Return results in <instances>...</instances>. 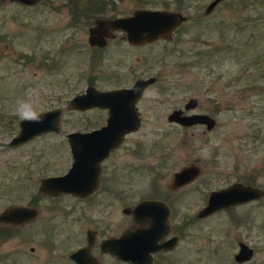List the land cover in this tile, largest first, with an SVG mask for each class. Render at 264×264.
I'll return each mask as SVG.
<instances>
[{
    "label": "rangeland",
    "instance_id": "rangeland-1",
    "mask_svg": "<svg viewBox=\"0 0 264 264\" xmlns=\"http://www.w3.org/2000/svg\"><path fill=\"white\" fill-rule=\"evenodd\" d=\"M210 1L42 0L24 5L11 0L0 9V211L35 199L39 210L29 225L0 227V264H64L55 261L57 253L81 242L85 216L77 209L62 211L74 200L39 196L32 187L38 177L70 162L68 147L60 142L66 134L101 117V112H80L68 104L92 80L107 89L123 83L132 70L157 77L144 94L145 126L127 142L143 144L145 180L151 168L166 179L191 159L207 160L188 193L177 197L178 224L183 215L195 220L211 189L240 182L264 190V0H223L205 14ZM136 8L179 10L187 20L172 40L135 47L110 41L95 57L97 48L88 42L95 18L127 16ZM192 95L199 102L195 110H209L216 119L213 130L182 128L167 120ZM20 103L37 112L61 107L60 132L9 146L21 119ZM127 198L134 202L139 192ZM89 210L104 226V203ZM62 240H67L63 248ZM239 240L254 249L249 261L234 260ZM171 256L175 264H264V196L194 221Z\"/></svg>",
    "mask_w": 264,
    "mask_h": 264
},
{
    "label": "flooded vegetation",
    "instance_id": "flooded-vegetation-1",
    "mask_svg": "<svg viewBox=\"0 0 264 264\" xmlns=\"http://www.w3.org/2000/svg\"><path fill=\"white\" fill-rule=\"evenodd\" d=\"M9 1H7L5 4L0 6V9L4 5H6ZM17 2H20V1H17ZM256 2L258 1L256 0ZM22 4L34 5V4H25V3H22ZM205 14H208V13H205ZM110 17H116V16H110ZM255 20H257V17L253 18V23H252L253 26H256V22H254ZM255 29L256 28H254V31L258 33V31H256ZM88 32H89V28H88ZM112 33H113V36L105 37L106 43L104 45L102 46L91 45L92 47L97 48L96 52L94 53L95 57H99L98 55H96V54H99V52H100L99 55L103 53L102 50H104L106 47L109 46L110 41H117L122 44L126 43L130 47L144 45V44H130L127 41L124 35V32L122 30L113 31ZM160 40H163V39H160ZM136 71L137 72L133 70L130 71L128 75L126 76L123 83L112 86L107 89H101V88L96 87L95 85H93V82H94L93 80L91 81V83L87 84V86H93L98 90H113V89H121V88H131L136 83L137 80L153 76V75H150V76L145 77L143 70H136ZM153 77L155 78L153 82H151L149 85H147L143 89L139 98H137V100L134 102L136 115H137L136 121L138 123V127L125 133L121 142L117 146L112 147L107 152L106 148H104L100 143L99 145H93L90 141H83V140L78 141L81 144H79L80 148L77 149V151L79 153V156L84 159V164H78V168L76 169V175H75V180H74L76 192L68 191V192H56L58 194H51V191H53L54 189L50 188L52 187V185L50 184L46 186L48 187L47 192L41 191V180L42 179L46 177L62 176L70 169L72 165L73 155L71 152V148L69 146V142L67 140V136H65L66 140L64 139L60 142H62L63 145L64 143H66L68 147L67 150H68L69 158H70V162L68 163V165L64 169H61L58 172H53V173L48 172L45 175L38 177L36 181V185L32 187L36 191V194L39 196H46L52 199H60V198L63 199L65 197H69L73 199L74 204L71 206L70 205L67 206L68 209H65L63 207L62 211H64L66 214L69 211L71 212L77 209L79 210L80 215L85 216V220L87 224L84 225L85 227L82 229V237L80 238L81 242L77 243L75 246L69 249L67 248L57 253L58 258H55V261L57 262L60 261L64 264H134V263L124 260L120 253L110 252L109 250H102L101 243L103 240L108 239V238L120 237L126 230H129V229L132 230L133 228L139 227L140 230L143 232L142 239L144 241H146V239L152 240L153 237L155 236L159 237L157 238V243L159 244H163L164 242L169 241L172 238H175V240L173 242L174 244L172 248H166V249L162 248L160 250H156L155 252L144 254L146 256H150V259L148 261L140 262L138 264H175L174 262H172L171 255L173 251L176 249L177 244L180 242L181 238L184 235V228L190 227L194 221L203 220L210 215L209 214L205 217H198L197 213L206 204L207 198L210 192L213 190L220 189V188L211 189L208 191L205 204L202 205L200 208H198L194 215L195 220L192 218V214L189 216L183 215L181 217L182 220L180 224H178L174 220V217L178 214L176 210V204H177L176 202L178 199L177 197H179L180 194H187L188 190L190 189V186L193 184V182L197 179V177L201 173L196 178L191 180L190 182L181 184L178 186H174L173 174L176 171H178L180 168H182L183 166L188 165L190 163L197 164L202 172L201 164L203 163V166L205 167L206 164H208L207 160L200 159V158L191 159L185 165H182L179 169L169 173L166 179L161 178L160 176L161 172L153 171V169L151 168L150 170L152 172H150L148 179L145 180V173H144L145 172V162L143 160L144 158L143 144L138 139H137L138 141L135 143H132L131 146L127 144L129 138L135 137V134L139 131H142L145 126L146 114H145L144 94H145V91H147V89H149L152 85H154L157 82V77L155 75ZM87 86L85 87L84 91L75 93L73 96L85 92ZM60 94L61 92L59 91L58 95ZM71 98H69L68 101ZM188 98H189L188 99L189 101L185 103L184 109L180 107L173 108L168 113L167 120L170 123L178 127H182V128L204 127L208 131L213 130L216 127L217 121L212 115V113H210L209 110L196 111L195 109L199 104L197 98H195L193 95L189 96ZM159 102L161 103L162 100L160 99ZM113 104L117 106H125V107L129 105V103H127L124 100H120V99L113 102ZM215 106L219 107L218 104H216ZM56 108H61V107H51V108L44 109L39 112L56 109ZM76 110H79L80 112L95 110L97 112H101L102 115H100L101 116L100 118L97 117L93 121H91L89 124L87 125L83 124L79 128L73 131H78L81 133L89 132L92 130L99 129L107 123L106 121L108 118L109 108L93 107V108H89L85 110H81V109H76ZM124 110H127V109H124ZM173 111H180L179 112L180 116H186V115L190 116L193 114H206L207 116L214 119L213 127L209 128L206 123H193L189 125H183L176 120H169L168 116ZM128 120H131L129 116H124L122 114L116 117V124H117L116 126H120L122 122H126ZM132 120L134 119L132 118ZM19 129H20V126H19V121H18V130L13 136H15L19 132ZM59 132L51 131V132L42 133V134L59 133ZM40 135H37V136H40ZM33 138L25 142H28L32 140ZM25 142H22L18 145H13L11 147L20 146ZM83 143H85V145ZM89 144L90 146H88ZM243 184L249 185L247 183H243ZM249 186L257 187L256 185H251V184ZM134 191L139 192L140 198L134 202H129L127 196L134 193ZM102 197H105V198H102ZM115 198L119 200V202L116 203L117 205H113L114 203H112ZM144 200L162 202L166 206V208L169 211L168 219H167V225H168L167 230L162 231L161 229H155L150 232H147L148 230H150V227L152 226V224H154L153 218L156 219L157 217L153 215L147 216L144 213V215H141L142 222L137 224L133 220L132 216L126 211L127 208L135 205L137 202L144 201ZM36 201H37L36 199H35V202L34 200H32L26 206L37 208L35 205ZM100 202L101 203L103 202L106 208L108 209L106 210L107 217L104 218L105 219L104 226L98 225L100 224V222L94 219V217L92 216L91 210L87 211V207L95 203H100ZM249 202H245V203H249ZM245 203H240V204H245ZM76 206H78V208H76ZM84 206H86L85 210L83 208ZM36 219L31 220L28 223H24L20 225L0 224V227L8 226V227L13 228V227L26 226V225H29L30 223H33ZM93 220H94V223L92 222ZM109 222L112 225L115 224V227H110ZM66 241L67 240H62L59 243L62 245V248L66 246ZM240 242H243V241L242 240L238 241V249L236 253L239 251ZM113 247L115 246L113 245ZM33 250H34V247L31 246L30 251L33 252ZM236 253H234L233 257H234V260L239 263L249 261L253 257L252 256L249 260L237 261L235 259ZM253 255H254V249H253Z\"/></svg>",
    "mask_w": 264,
    "mask_h": 264
},
{
    "label": "water",
    "instance_id": "water-1",
    "mask_svg": "<svg viewBox=\"0 0 264 264\" xmlns=\"http://www.w3.org/2000/svg\"><path fill=\"white\" fill-rule=\"evenodd\" d=\"M7 1L9 0H0V6ZM17 1L25 4H37L42 0ZM221 1L211 0L205 8V13H209ZM186 19V15L179 10L136 8L132 11L131 15L127 16L96 18L89 27L88 42L90 45L102 46L106 43L105 37L113 36L112 32L117 30L124 32L130 44L151 43L160 39L172 40L175 31ZM154 79L153 76L142 78L137 80L131 88L113 90H98L93 86H87L85 92L73 96L68 103L74 109L109 108L107 123L101 128L89 132L72 131L66 134L73 155L72 165L62 176L42 179L41 191L47 192L48 187L46 186L50 184L52 185L50 188L54 189L51 191V194L68 191L76 192L74 183L76 169L78 168V164H84V159L79 156L77 151L80 148L79 144H81L78 141H90L93 145H99L100 143L106 148L107 152L112 147L117 146L125 133L138 127L134 102L139 98L143 89L153 82ZM118 99L126 101L129 105L126 104V107L114 105L113 102ZM179 112L173 111L168 116V119L176 120L183 125L206 123L209 128L213 127L214 119L206 114L180 116ZM38 114L40 116L38 122L19 120V132L8 142L9 146L18 145L42 133L59 132L61 130V108L38 112ZM122 114L129 116L131 120L122 122L120 126H116V117ZM83 144L85 145V143ZM200 173L201 169L197 164L190 163L185 165L173 174L174 186L188 183ZM263 196L264 190L259 187L233 182L226 187L211 191L206 204L198 211L197 216L205 217L217 210L245 203L253 199H261ZM126 211L137 224L142 222L141 215H144V213L147 216H156V219L153 218L154 224H152V228L150 227V230L147 232L155 229H161L162 231L168 229L167 219L169 211L162 202L144 200L127 208ZM38 215L39 211L35 207L11 204L0 211V224L20 225L36 219ZM142 234L143 232L139 227L126 230L120 237L103 240L101 248L102 250L120 253L124 260L138 264L150 259V256L144 254H149L162 248L173 247L175 238L159 244L157 243V238L159 237L155 236L152 240L146 239L144 241ZM239 245V251L235 254V259L237 261L249 260L253 256V249L244 242H240Z\"/></svg>",
    "mask_w": 264,
    "mask_h": 264
},
{
    "label": "clouds",
    "instance_id": "clouds-1",
    "mask_svg": "<svg viewBox=\"0 0 264 264\" xmlns=\"http://www.w3.org/2000/svg\"><path fill=\"white\" fill-rule=\"evenodd\" d=\"M17 111L20 114V118L23 120L38 122L40 119L39 114L30 104L20 103L17 107Z\"/></svg>",
    "mask_w": 264,
    "mask_h": 264
}]
</instances>
